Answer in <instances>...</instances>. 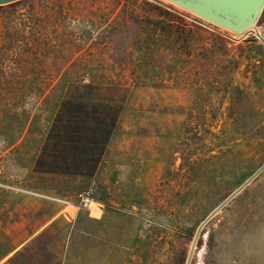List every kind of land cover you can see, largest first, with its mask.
Listing matches in <instances>:
<instances>
[{
  "label": "rangeland",
  "instance_id": "rangeland-1",
  "mask_svg": "<svg viewBox=\"0 0 264 264\" xmlns=\"http://www.w3.org/2000/svg\"><path fill=\"white\" fill-rule=\"evenodd\" d=\"M212 28L234 35L167 0L0 5V264H185L264 163V4L252 33ZM69 95L116 114L102 158L33 174ZM190 264H264V170Z\"/></svg>",
  "mask_w": 264,
  "mask_h": 264
},
{
  "label": "trees",
  "instance_id": "trees-1",
  "mask_svg": "<svg viewBox=\"0 0 264 264\" xmlns=\"http://www.w3.org/2000/svg\"><path fill=\"white\" fill-rule=\"evenodd\" d=\"M167 16L175 15L166 10ZM178 18V15H175ZM90 85H84L83 88H89ZM71 96L66 101H61V106L55 114L56 120L53 122L49 135L41 145H38L39 152L34 159L33 174L56 173L62 163L60 172L74 177L90 178L99 164L105 147L112 135L116 125V114L110 116V111L98 113L96 107L83 106L80 104L79 113L84 114L83 117L92 118L89 123L83 117H76L72 113ZM76 103L74 106H76ZM66 105V106H65ZM62 114L69 117L66 125L57 124L58 117ZM103 114V115H101ZM53 140L52 142H50ZM49 142L52 147L49 148ZM57 164V165H55Z\"/></svg>",
  "mask_w": 264,
  "mask_h": 264
},
{
  "label": "water",
  "instance_id": "water-1",
  "mask_svg": "<svg viewBox=\"0 0 264 264\" xmlns=\"http://www.w3.org/2000/svg\"><path fill=\"white\" fill-rule=\"evenodd\" d=\"M17 0H0V5L15 2ZM172 4L201 17L215 25L231 31L236 36H243L252 31L251 27L259 17L264 0H167ZM205 25V23L194 19ZM218 33L230 39H236L234 35L212 28ZM257 39L264 45V38L258 31H254ZM264 170V163L252 173L241 185L234 189L221 203H219L198 225L192 239L185 264H190L199 234L203 226L210 221L223 207H225L237 194L250 184Z\"/></svg>",
  "mask_w": 264,
  "mask_h": 264
},
{
  "label": "flooded vegetation",
  "instance_id": "flooded-vegetation-1",
  "mask_svg": "<svg viewBox=\"0 0 264 264\" xmlns=\"http://www.w3.org/2000/svg\"><path fill=\"white\" fill-rule=\"evenodd\" d=\"M252 31H253V30H252ZM250 33H252V32H250ZM255 38H256V37H253L254 40H255Z\"/></svg>",
  "mask_w": 264,
  "mask_h": 264
},
{
  "label": "built area",
  "instance_id": "built-area-1",
  "mask_svg": "<svg viewBox=\"0 0 264 264\" xmlns=\"http://www.w3.org/2000/svg\"><path fill=\"white\" fill-rule=\"evenodd\" d=\"M86 200H87V202H89L88 198Z\"/></svg>",
  "mask_w": 264,
  "mask_h": 264
}]
</instances>
